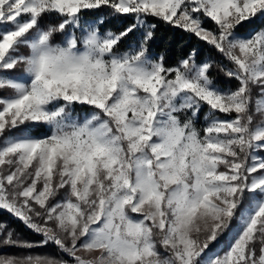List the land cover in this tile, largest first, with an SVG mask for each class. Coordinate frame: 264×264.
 <instances>
[{
	"label": "snow or ice",
	"instance_id": "obj_1",
	"mask_svg": "<svg viewBox=\"0 0 264 264\" xmlns=\"http://www.w3.org/2000/svg\"><path fill=\"white\" fill-rule=\"evenodd\" d=\"M0 209L71 258L0 264H264V0H0Z\"/></svg>",
	"mask_w": 264,
	"mask_h": 264
},
{
	"label": "trees",
	"instance_id": "obj_2",
	"mask_svg": "<svg viewBox=\"0 0 264 264\" xmlns=\"http://www.w3.org/2000/svg\"><path fill=\"white\" fill-rule=\"evenodd\" d=\"M52 22L54 23L55 20L53 19ZM130 22L131 21L129 20H125L124 24ZM258 26L259 25L256 23L244 24L243 26L237 28V33L244 34L249 32L250 29ZM205 27L211 28L212 25L210 23H206ZM193 49L197 50L198 60L211 58L213 61H220L222 59L220 55L206 42L199 41L196 37L190 36L188 33L180 29L172 28L164 24L157 25L156 36L152 42L151 50L156 55L163 54L166 64L174 65L181 57L185 56ZM212 76L221 88L226 89L229 87H235L236 85L234 80H230L218 70L214 69ZM0 223H6L10 228L14 229L21 240L30 242H39L42 240L41 236L27 229L17 218L9 214L6 210L0 209ZM221 243H224L223 238L221 239ZM213 247H215V245ZM28 254L50 255L55 257L62 256L64 259L71 262L70 257L63 256V254L59 253L57 248L51 244L44 247H34L32 249L0 247V255L20 256Z\"/></svg>",
	"mask_w": 264,
	"mask_h": 264
},
{
	"label": "rangeland",
	"instance_id": "obj_3",
	"mask_svg": "<svg viewBox=\"0 0 264 264\" xmlns=\"http://www.w3.org/2000/svg\"><path fill=\"white\" fill-rule=\"evenodd\" d=\"M247 34H248V32L244 33V34H239V35H247ZM1 210H3V209H1ZM225 250H226V245H225Z\"/></svg>",
	"mask_w": 264,
	"mask_h": 264
}]
</instances>
